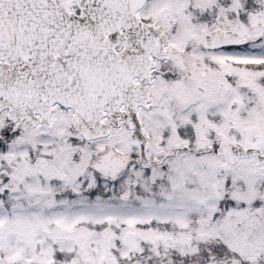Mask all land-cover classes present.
<instances>
[{"label": "snow or ice", "instance_id": "1", "mask_svg": "<svg viewBox=\"0 0 264 264\" xmlns=\"http://www.w3.org/2000/svg\"><path fill=\"white\" fill-rule=\"evenodd\" d=\"M0 264H264V0H0Z\"/></svg>", "mask_w": 264, "mask_h": 264}]
</instances>
